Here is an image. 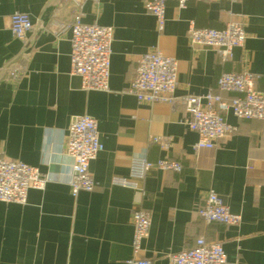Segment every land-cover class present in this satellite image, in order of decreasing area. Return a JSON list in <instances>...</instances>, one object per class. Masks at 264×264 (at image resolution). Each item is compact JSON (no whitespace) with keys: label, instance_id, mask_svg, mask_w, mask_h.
I'll return each instance as SVG.
<instances>
[{"label":"crops","instance_id":"crops-1","mask_svg":"<svg viewBox=\"0 0 264 264\" xmlns=\"http://www.w3.org/2000/svg\"><path fill=\"white\" fill-rule=\"evenodd\" d=\"M78 10L83 23L113 29L108 91H84L70 74L69 26ZM14 13L43 27L17 64L21 79L0 74V156L37 168L49 181L29 190L24 205L0 202V264H127L136 209L151 217L139 259L168 264L169 254L202 237L221 243L226 264H264V122L229 112L225 121L236 131L213 150L197 151L182 103H141L124 92L138 57L153 49L177 61V98L210 92L230 102L235 95L216 85L223 73H252L264 92V0H189L183 9L168 2L162 32L144 0H0V67L25 47L9 30ZM232 22L246 39L228 61L189 46L190 23L222 30ZM82 115L96 121L104 148L89 165L94 190L73 195L71 160L62 150L71 119ZM154 137H170L168 151ZM132 156L168 158L182 170H153L139 190L122 187L117 181L128 178ZM209 191L240 215L238 225L203 221L198 210Z\"/></svg>","mask_w":264,"mask_h":264},{"label":"built area","instance_id":"built-area-1","mask_svg":"<svg viewBox=\"0 0 264 264\" xmlns=\"http://www.w3.org/2000/svg\"><path fill=\"white\" fill-rule=\"evenodd\" d=\"M95 1V0H94ZM189 0H144V8L156 20L158 32L165 25V8L168 2L176 3L178 8H185ZM209 2L212 0H196ZM80 10L75 14L69 28L70 38V74L80 79L84 91H108L111 43L113 29L97 24H85L81 21ZM34 25L28 15L14 13L9 19V30L13 38L26 45ZM246 34L238 22L228 23L222 30L200 29L190 23L187 41L195 49L210 48L217 52L221 62L231 59L234 49L244 45ZM135 73L124 90L133 95L138 102L168 103L172 106L182 103L189 114L188 129L197 135L195 150H213L216 144L236 131V127L225 121V115L231 113L243 120L264 122V92L255 89V75L249 72L223 73L217 79L221 91L233 93L230 102L218 95L206 93L202 96L177 98L174 93L177 86V61L164 56L153 49L138 57ZM12 81H19L23 70L16 65L4 72ZM151 142L162 151H168L170 137H154ZM99 140L96 121L86 115L71 119L63 154L70 158L68 185L71 193L91 192L95 182L89 173L90 163L103 151ZM153 170L179 173L181 163L162 158L150 162L144 156L130 157L129 175L117 183L126 188L139 190V182ZM49 177L37 168L20 161H13L0 156V202L24 205L29 190H42ZM143 197V192L141 193ZM199 216L206 224L238 225L240 215L231 213L219 196L209 191L205 196L204 206L198 210ZM133 257L127 264H151L149 260L138 258L141 245L149 236L151 217L144 210L132 211ZM168 264H226V256L221 243L208 242L200 237L195 247L168 255Z\"/></svg>","mask_w":264,"mask_h":264},{"label":"water","instance_id":"water-1","mask_svg":"<svg viewBox=\"0 0 264 264\" xmlns=\"http://www.w3.org/2000/svg\"><path fill=\"white\" fill-rule=\"evenodd\" d=\"M78 1L80 2V0H78ZM42 27H43V23L40 22L36 26V28L34 29L32 38L27 42V44L25 45V47L23 48V50L16 57H14L13 59H10L9 61H7L6 63H4L0 67V74H4V72L6 70L10 69L14 65L18 64L19 62H21L30 53V51L33 48V41L36 38V36L41 32Z\"/></svg>","mask_w":264,"mask_h":264}]
</instances>
